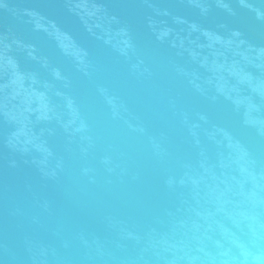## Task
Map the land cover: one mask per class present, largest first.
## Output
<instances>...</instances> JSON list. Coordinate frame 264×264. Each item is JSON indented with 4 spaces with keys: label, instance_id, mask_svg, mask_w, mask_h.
I'll return each instance as SVG.
<instances>
[{
    "label": "water",
    "instance_id": "1",
    "mask_svg": "<svg viewBox=\"0 0 264 264\" xmlns=\"http://www.w3.org/2000/svg\"><path fill=\"white\" fill-rule=\"evenodd\" d=\"M0 264H264V0H0Z\"/></svg>",
    "mask_w": 264,
    "mask_h": 264
}]
</instances>
